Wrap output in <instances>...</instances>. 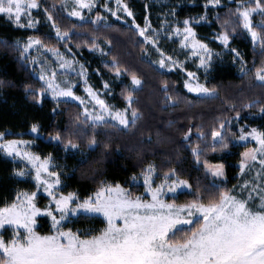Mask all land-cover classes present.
<instances>
[{
	"label": "snow or ice",
	"instance_id": "1",
	"mask_svg": "<svg viewBox=\"0 0 264 264\" xmlns=\"http://www.w3.org/2000/svg\"><path fill=\"white\" fill-rule=\"evenodd\" d=\"M220 3L221 0H207L205 9L209 4L215 7ZM94 4L95 0H74L68 15L79 17L83 21L85 17L78 9L91 10ZM116 4L115 11L105 6L106 10L116 16L117 20L121 19L117 12L123 11L128 17H133L135 24L134 13L128 5L123 3V0H116ZM63 6L67 7V4L64 3ZM39 7L38 0H0V15L6 16L19 27L34 28L38 21L31 13L33 9ZM44 11L55 28L56 36L67 42L71 38L69 33L56 26L52 13L47 8ZM235 14L238 16L237 23L242 22V27L250 33L252 41L264 49V35L261 34L264 32V0H251L247 5L241 4L235 10ZM254 15L262 18L259 24L254 25ZM22 17H26L23 23ZM103 19L104 17L97 15L94 22ZM183 25V30L177 27L174 34L182 37V46L186 47L190 43L193 49L200 50L193 51L192 55H199V66L207 75L211 68L213 53L206 44L195 39L196 34L190 20H184ZM135 28L146 44L156 47L159 33L155 30L149 31L151 24L147 18L143 27L135 24ZM258 28L261 31H257ZM218 39L225 48H228L230 36L227 30L219 35ZM0 43L5 47H16L17 50H21L18 41L14 45L7 41ZM37 45L45 47L40 39L29 37L27 43L22 45L21 54L27 55L29 50ZM47 50L55 53L61 61V68L71 67L72 61H65L58 50ZM156 50L161 57L157 63L163 68L166 61L170 62V71L171 66H175L177 61L165 55L158 47ZM231 51L237 58H241L240 53L235 49ZM112 67L119 76V64L114 61ZM81 69H83L82 65ZM130 75L133 87L125 97L128 108H132L133 93L142 84L135 73ZM187 75L196 80V83L186 81L185 87L189 92L204 96L215 95V88L200 83L192 72ZM242 75H247V72H242ZM50 77L46 79L42 71L40 79L45 81L46 88L29 95L33 99H39L43 97L45 91H50L58 104L64 102L59 98L65 97L84 105L82 113L84 119L81 120L79 116L76 118L81 127L77 129L75 135H86L89 148L97 146L94 131L96 128L119 125L128 129L130 124L134 126L140 119L137 110L132 108L130 122L126 114L127 108L114 110L91 87L85 89L90 97L86 102L74 94L72 85L60 87L59 84H55V71L51 72ZM255 78L264 83V66L255 69ZM4 83L0 80V86H4ZM85 84H87L86 80ZM104 87L108 88V84L105 83ZM164 88L167 90L166 83ZM92 102H94L92 109L89 110L88 104ZM96 105L99 106V111ZM53 111L55 112V109ZM260 111L264 113V107ZM109 118L115 123L110 124ZM236 119H239V113ZM89 122L92 129L90 133L85 128ZM30 131L39 134L41 127L38 123H33ZM197 131L199 138L205 139L204 132L200 129ZM189 135L191 129L185 139ZM210 136L211 144H206L204 149L197 144L192 149L197 163L200 162L205 150L210 148L215 152L229 147L224 123H220L218 129H214ZM233 136L237 134L233 133ZM51 139L63 145L66 152L70 149L78 150L80 147L70 136L62 139L59 132H56ZM237 139L244 142L246 147L241 154L239 165L241 176L245 174V170L252 172L257 166L259 167L254 179L244 180L240 187V191H246L247 195L241 197L235 194V190L230 191L213 182L211 187L206 189V198L198 192L192 193L194 196L192 200L179 204L176 202L179 195L185 193L183 191L178 193V190H191L192 185L187 180L181 179L175 168H170L163 176V181L153 187L156 167L152 164L142 172L150 200L133 196L119 184L113 186L104 183L94 195L84 199L75 193L64 195L57 187L61 183L59 173L54 168L50 170L51 155L42 158L28 150L31 141L6 139L5 133L0 132V152L13 160H25L31 165V169L27 172L14 170L13 175L25 177L32 175L34 171L36 181V191L18 192L13 201L0 206V264H264V131H258L256 128L246 131L245 128H240ZM249 140L254 141L257 147L247 148ZM104 147L107 148L108 145ZM204 165L205 171L213 177L226 179L224 164L211 165L205 160ZM133 180H136L135 176ZM41 186L43 192L50 198L44 208L39 207L36 202ZM169 193L172 194L171 202L164 198ZM41 216L50 218V230L47 234H41L37 230V218ZM97 216H102L106 221V226L98 232L73 230L69 227V223L74 219L91 220Z\"/></svg>",
	"mask_w": 264,
	"mask_h": 264
},
{
	"label": "trees",
	"instance_id": "2",
	"mask_svg": "<svg viewBox=\"0 0 264 264\" xmlns=\"http://www.w3.org/2000/svg\"><path fill=\"white\" fill-rule=\"evenodd\" d=\"M63 0H38L41 8L48 9L55 19L64 22L73 29L75 42L67 40L70 46L81 57L91 79L98 84L105 79L112 87L110 98L118 108L127 107L125 99L131 90V73L143 80L139 90L133 93L137 100L133 107L140 119L128 129L120 127L96 128L97 146L89 148L86 135H75L81 125L79 116L84 119L81 110L73 103H57L49 97L33 99L29 93H38L44 89L41 81L34 76L30 66L16 47H5L0 43V132L7 139H26L35 143V151L42 157L51 155L55 170L60 173L64 194L75 193L80 198H87L99 190L102 183L119 184L133 196L142 195L143 186L133 183V177L142 174L149 164H154L160 177L170 168H175L181 179L187 180L192 189L183 191L176 201L186 203L194 198L192 193L207 197L206 189L213 182L234 190L240 182L239 164L245 147L236 145L233 140L236 131L226 132L229 147L223 151L207 149L199 163L193 156L192 149L200 145L211 144L210 133L218 129L220 123H226L237 116L241 124L251 128L264 130V85L255 78V69L264 66V49L253 44L242 22L237 23L235 10L238 3L249 4L251 0H234L215 9H205V0H175V14L178 21L201 19L195 30L201 40L207 41L215 49L222 46L213 37L223 34L225 30L230 36V47L240 53L244 72L242 75L233 65L232 60L217 62L210 73L206 85L215 88L217 98H197L184 89L183 81L178 73H163L144 57L147 48L131 28L124 26H94L77 24L69 20L58 7ZM137 15L140 23L147 14L156 13V5L152 0H123ZM55 5V7H53ZM257 16L255 21L261 22ZM227 21V23H226ZM233 28L235 29L233 31ZM48 26L33 31L18 27L14 22L0 15V42L7 41L14 45L17 41L29 37L42 38L51 46L65 49L62 43L47 32ZM258 31H261L259 28ZM79 34L80 38H75ZM264 35V32L261 33ZM80 39L79 42L77 40ZM109 44L106 55L98 57L92 52L98 44ZM100 46V45H99ZM98 46V47H99ZM120 66V79L113 69V62ZM167 84V90L164 85ZM30 86V87H29ZM171 97V99L169 98ZM171 102L173 104H171ZM251 105V107H248ZM55 109V112L53 111ZM33 123L41 127L39 136L30 131ZM90 133L91 125L85 126ZM189 129L191 135L185 139ZM197 129L205 134L199 138ZM59 132L62 139L70 136L79 144L78 150H64V146L52 140ZM225 134V133H224ZM104 145H108L107 148ZM211 165L224 164L225 178L213 177L205 171L204 161ZM18 167L16 163L0 154V206L14 200L18 192H31L35 184L30 178L13 175ZM171 202V197L168 199ZM47 199L39 197V205L44 207ZM38 231L47 234L50 222L46 217L39 219ZM73 230L88 227L98 232L105 227V222L95 217L91 220L74 219L69 223Z\"/></svg>",
	"mask_w": 264,
	"mask_h": 264
},
{
	"label": "rangeland",
	"instance_id": "3",
	"mask_svg": "<svg viewBox=\"0 0 264 264\" xmlns=\"http://www.w3.org/2000/svg\"><path fill=\"white\" fill-rule=\"evenodd\" d=\"M152 1H154L155 5H156V10H155L156 13L154 12V14H151L150 11L147 10V12H146L147 14L145 15V17L143 19V23H140L138 21L137 15L132 10V8L127 3H125L124 1H123V3L127 4L129 9L134 13L135 24H139L141 27H143L145 24V18H147L151 24V28L149 29V31L155 30L156 32L159 33V37H158L156 47H153L151 44H146L144 42L143 38L138 35L137 29L135 28V24H133V17H128L125 12L120 11V12H117V15L120 16L121 19L117 20L116 16H113L111 12L106 10L105 6H107V8H111L113 11H115L117 8L116 0H95V4L91 10H89V9H78L82 12L83 16L85 17V19L83 21L79 17L68 15V13L72 10V5H73L74 0H63L61 3V6L58 8L60 11L63 12V14L69 20L75 22V25H76V23L77 24H92L91 26L93 28H95L96 26L107 27L106 25L111 26V25H117L118 24L117 26H121V27L124 26V27L133 29L135 31V33L138 35L139 39L144 43L145 47L147 46V48L144 52V57L149 62H151L153 64V66L156 67L160 72L180 74L181 79L183 81L184 89L188 92V94H190L194 97L211 98V99L217 98L218 97L217 91H216L215 95H213V96H204L202 94L197 95L194 92H189L188 89L185 87L186 81L196 83V80L188 77L187 73H189V72L194 73L195 76L198 78L199 82L203 83V84H205V86H207L206 80H207V78L209 79L210 73L212 72L213 67L215 66V64H217V62L227 63L228 60L231 59L233 65L238 69V71L244 72V66H243L241 59L237 58L235 56V53H233L231 51L232 48L230 47V41H229L228 48H225L224 45L221 43V41L218 39L219 35H216L215 37H213L212 40H214L219 45H221L222 49H220V50L215 49L207 41L201 40L199 38L196 30H195V26L201 23V19L190 20L191 21V27L193 28V30L196 34L195 39L200 41L203 44H206L208 46V48L211 50V52L213 53L212 60H211V68L206 75L204 69L199 66V55H196V56L192 55L193 51L199 52L200 50L199 49H193L190 43L186 47L182 46V37L174 34V31L177 27H180L181 30H183V27H184L183 21H178L176 19V17L173 15V12L175 13V10H176V8H175L176 3H174L175 0H152ZM233 1L234 0H221L220 5L213 7L212 5L209 4L207 9H209V8L215 9L219 6H223L226 3H231ZM64 3L67 4V7L63 6ZM206 3H207V0H205V4ZM241 4L247 5L246 3H238V7H240ZM31 14H32V17L36 21H38L36 26L34 28H30V27H20V28L37 31V30H41L45 26H48V30H47V32H49L48 34L51 36H54L56 38V41L59 43H62V45L65 47V49H59L58 46H51L47 43L48 41L38 37V39H40L43 42L45 47H40L38 45L33 46L29 50L27 55H23L24 59L27 61V64L30 66L31 71H33L34 76L41 81V83L43 84V87L46 88V84H45L44 80L40 79V73L43 71V73L46 76V79H48V78H51L50 77L51 72L55 71L56 72V77L54 79L55 84H59L60 87L72 85L73 86L72 91L74 92V94L76 96L81 97L86 102L90 100V97L88 96L85 89H86V87H91L93 89V91H95L100 96L101 99H104L108 105L112 106L114 110H124L127 108L128 111L126 114H127L129 121L131 122V120H132L131 111H132V108H134L133 105H132V108H128V105L125 108H118L113 103H111L110 98L112 95V87H111L110 83H108L105 79L102 78L101 81L98 84H96L91 79V74H90L89 70L86 69L85 64L81 61L82 59L79 56V54L76 53L73 48H71L70 46H67L68 45L67 42L60 40L56 36L55 28H53L52 22L47 19L48 14L41 8V5L39 8L33 9ZM97 15L104 17V19L99 21V22H94V21H96ZM52 16L56 22V26L59 27L62 31H67L69 33V35L71 37L70 42H75V39H72V37L74 36L73 29L70 26L65 25L63 21H61L59 19H55L54 14H52ZM257 16H259V15L253 16L254 25L259 24L255 21V18ZM25 19H26V17H22L21 22L23 23L25 21ZM125 21H127V23H125ZM244 30L247 32L246 29H244ZM220 35H222V34H220ZM248 35L251 38L250 33H248ZM75 38L76 39L80 38V35L75 34ZM190 40H191V38H190ZM27 41H28V39L19 41V43L21 45V51H22V45L27 43ZM79 41H80V39L77 40V42H79ZM253 44L255 46H258V44H255L254 42H253ZM108 47H109V44H107V43L106 44H102V43L100 44L99 43L95 47L96 49L92 50V52H94V54L98 57H103L104 55H106ZM157 47L162 52H164L165 55L171 56V57H173L174 60L177 61V64L175 66H171L170 71H169L170 62L166 61L165 67H163V68H161L159 66V64L157 63V61L161 58L159 52L156 50ZM47 49L58 50V52L60 53V55L63 57V59L65 61H72L71 67L70 68H61L60 67L61 61L57 58V56L55 55V53L53 51H48ZM69 49L71 51H69ZM217 54H219V55H217ZM33 61H35V62H33ZM81 65L83 66V69H81ZM81 72H83V74H81ZM116 79L119 80L120 76H117ZM139 79L142 81V84H143V80L141 78H139ZM85 80L87 81V84H85ZM258 82L264 85V83H262L260 81H258ZM105 83L108 84V88L104 87ZM142 84H141V86H142ZM141 86L139 88H137V90H139L141 88ZM132 87L133 86L131 85V88ZM43 97H49L52 100H54L50 91H45ZM133 98H134V102H136L137 98L135 95H133ZM59 99L61 101H64V102L75 104L77 107H79V109L83 113L84 105H81L79 103V101L71 100L70 98H65V97H60ZM54 101H56V100H54ZM93 103L94 102L88 104L89 110L92 109ZM171 104H173V103L171 102ZM96 109H97V111H99L98 105H96ZM109 123L112 124L115 122L111 121V119L109 118ZM225 126H226V132H230L231 130L232 131L234 130L237 133H239L240 128H245L246 131H250L252 129L249 125L241 124L240 117L238 120L236 119V117L232 118L231 121L225 123ZM117 127L123 128L122 126H119V125ZM257 130L258 131H264V130H260V129H257ZM223 134L224 133H222V135ZM34 135L39 136V134H34ZM237 136L233 140V143H235L236 145L245 147L244 142L238 141ZM189 137H190V135L187 136V138H189ZM5 138H6V134H5ZM24 140H26V139H24ZM28 141H30V140H28ZM31 142L32 143L29 145L28 150L31 151L32 153L36 154V155H39L35 151V143L33 141H31ZM251 147H257V145L255 144L254 141L249 140V142H247V148H251ZM245 150H246V147H245ZM0 154H2L3 156H5L11 160H13L11 157L6 156L3 152H0ZM42 158H44V157H42ZM13 161L16 163V165L18 167L17 170H25L27 172L29 169H31V165H29L28 162L25 160L16 159ZM152 165H154V164H152ZM53 168L55 170V167H54L53 161H52V166H51L50 170H52ZM258 170H259V167L257 166V168L254 169L252 172L245 170V174L243 176H241V173H240V182L237 185V187L234 189L235 194H237L241 197H244L247 195L246 191L245 192L240 191V187L243 184L244 180H246V179L249 181L253 180L255 177V173ZM59 175H60V173H59ZM135 177H136V180H133V183L137 186H143L144 187V192L142 195H139V197H141L145 200H150V193H148L146 191V185L144 184V181H143V175L140 174V175H137ZM20 178L32 179V181L35 184V190H33L31 192L36 191V181L34 179V171L32 172V175H26L25 177H20ZM216 178H223V177H216ZM60 180H61V183L57 187H58L59 191L61 192V189L63 187L61 175H60ZM162 181H163V177H160L156 171L154 176H153V187L157 186ZM105 184H111L113 186L117 185V184H113L110 182L105 183ZM42 188H43V186H41V191L37 193V201L36 202H37V205L39 207H41L39 205V197L40 196L45 197L47 199V202H46V205L44 207H46L49 203L50 198L47 196L46 193L43 192ZM180 191H188V190L187 189L178 190V193ZM94 194H92V195H94ZM64 195H67V194H64ZM171 196H172V194L169 193L164 198L166 201H168L169 197H171ZM81 199H84V198H81ZM44 207H41V208H44ZM42 217H45V216H41V217L37 218V221H38L37 230L40 226L39 219ZM97 217L101 218L105 222V226H106V221L104 220V218L102 216H97ZM46 218H48V217H46ZM48 219H49V222L51 223L50 218H48ZM86 230H92L94 232H97L96 229H93L91 227H88V228L83 229L81 231H86ZM10 234L11 233L9 232L8 235H10ZM6 239H7V236H6Z\"/></svg>",
	"mask_w": 264,
	"mask_h": 264
}]
</instances>
